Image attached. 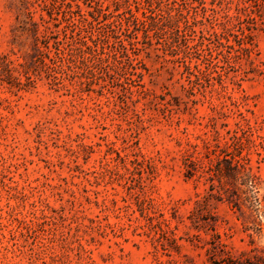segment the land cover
Wrapping results in <instances>:
<instances>
[{
    "label": "rangeland",
    "instance_id": "1",
    "mask_svg": "<svg viewBox=\"0 0 264 264\" xmlns=\"http://www.w3.org/2000/svg\"><path fill=\"white\" fill-rule=\"evenodd\" d=\"M255 256L264 0H0V264Z\"/></svg>",
    "mask_w": 264,
    "mask_h": 264
},
{
    "label": "trees",
    "instance_id": "2",
    "mask_svg": "<svg viewBox=\"0 0 264 264\" xmlns=\"http://www.w3.org/2000/svg\"><path fill=\"white\" fill-rule=\"evenodd\" d=\"M252 199H253L254 202L257 201V198L255 196ZM255 258H258V259H260L262 261V263H258V264H264V259L263 258H261L260 256H257V257L255 256ZM238 263L242 264L241 260H238ZM238 263L232 262L230 264H238Z\"/></svg>",
    "mask_w": 264,
    "mask_h": 264
}]
</instances>
